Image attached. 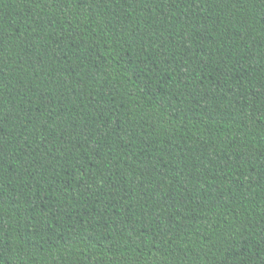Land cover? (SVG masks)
<instances>
[{
	"label": "trees",
	"instance_id": "1",
	"mask_svg": "<svg viewBox=\"0 0 264 264\" xmlns=\"http://www.w3.org/2000/svg\"><path fill=\"white\" fill-rule=\"evenodd\" d=\"M0 264H264V0H0Z\"/></svg>",
	"mask_w": 264,
	"mask_h": 264
}]
</instances>
